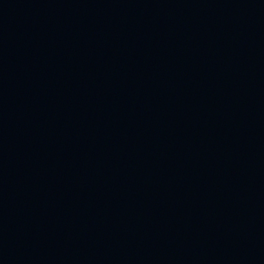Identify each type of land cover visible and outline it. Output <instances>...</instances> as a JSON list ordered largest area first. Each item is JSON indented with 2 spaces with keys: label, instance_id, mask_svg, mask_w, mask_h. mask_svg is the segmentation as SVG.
I'll return each instance as SVG.
<instances>
[{
  "label": "water",
  "instance_id": "water-1",
  "mask_svg": "<svg viewBox=\"0 0 264 264\" xmlns=\"http://www.w3.org/2000/svg\"><path fill=\"white\" fill-rule=\"evenodd\" d=\"M0 264H264V0H0Z\"/></svg>",
  "mask_w": 264,
  "mask_h": 264
}]
</instances>
